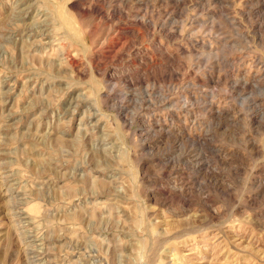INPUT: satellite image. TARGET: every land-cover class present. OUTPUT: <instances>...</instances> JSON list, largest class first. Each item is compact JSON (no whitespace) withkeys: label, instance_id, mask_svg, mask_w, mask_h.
I'll return each mask as SVG.
<instances>
[{"label":"rangeland","instance_id":"1","mask_svg":"<svg viewBox=\"0 0 264 264\" xmlns=\"http://www.w3.org/2000/svg\"><path fill=\"white\" fill-rule=\"evenodd\" d=\"M0 264H264V0H0Z\"/></svg>","mask_w":264,"mask_h":264}]
</instances>
